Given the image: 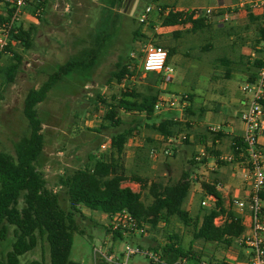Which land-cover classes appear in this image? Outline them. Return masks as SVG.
<instances>
[{"label":"rangeland","instance_id":"rangeland-1","mask_svg":"<svg viewBox=\"0 0 264 264\" xmlns=\"http://www.w3.org/2000/svg\"><path fill=\"white\" fill-rule=\"evenodd\" d=\"M190 3L203 7L216 6L219 0H190ZM149 6L153 8L150 22L142 25L138 20L139 13ZM109 13L114 15L115 10L107 0H49L39 18L31 15L20 22L19 25L24 29H31V46L26 49L19 44L17 51L23 57V62L17 78L12 84L0 86V148L4 152L15 156V144L29 134L28 121L23 114L24 99L28 91L40 87L58 66L89 47L94 34L108 18ZM120 19L113 45L92 77L89 80L74 75L67 77L49 94L48 99L38 106L45 135V149L38 161V169L43 173L49 188L58 193L61 206L67 210L70 202L66 190L59 184L61 176L85 167L90 156H101L102 143L137 124L135 119L141 118V115L121 110L118 114L120 125L112 127L109 122L103 121L105 106L99 110L96 107L101 105L99 96L112 102V95H118L126 90L125 85L127 86L128 82L118 84L115 79H111L112 73L117 70L116 64L122 58L124 64H132L136 68H131V71L136 70V73L135 77H130L132 82H129L127 87L145 91L147 85L157 84L162 91L161 101L177 103L173 109L164 108L157 112L158 115L153 118L154 122L158 123L170 117L169 114L176 116L175 118L181 122L184 120L182 116L186 112L185 107H188L189 103L183 102L181 96L187 94L193 96L194 115L190 117L193 119L191 121H194L192 122L194 128L182 129L176 134L180 140L170 143L168 139L163 141L162 136L147 128L144 122L141 123L140 132H135V136L129 139L126 146L125 165L129 173L138 172L152 181L166 184L177 182L182 172L190 168L192 175H198V181L192 182L194 187H191L189 198L192 195L193 197L192 200L188 198L185 207L195 218L204 209L213 205V202L206 198L202 183L220 182L223 186L229 185L227 180L231 172L229 167H233L231 164H222L220 171H212L209 166L215 165H210L211 158L208 160L206 157L207 163H203L204 158L201 162L196 161L195 158L201 148L207 147L200 144L199 138L197 139L207 130V124L202 121L203 119H199V115L203 114L205 119L207 111H212L216 106L214 100L221 99L223 103L228 104L234 97L233 93L236 96L242 95V83L247 79V76L242 75V68L244 69L247 64L248 55L253 51V43L256 41L254 26L250 30H244L242 28L245 22L235 18L233 22H223L222 25L228 29L236 28L237 34L234 36L217 31L218 26L211 32L204 33L182 30V36L178 37L172 31L164 33L152 0H139L137 11L132 15L121 13ZM153 25L154 29L151 28ZM136 30L149 37H135ZM148 42L159 44L166 50L176 49V53L168 60V65L174 70L172 81L164 82L162 75H155L154 72L148 75L142 73L141 48ZM206 45L210 46V50L203 51ZM224 58L233 62L230 66L233 69L230 79L226 78L227 67L221 62ZM134 60H139V63L136 65ZM6 61L7 55L3 57V62ZM227 87L232 90L230 93H225ZM202 110L204 112H201ZM235 110L232 107L229 111ZM186 133L189 134L188 143L181 139ZM148 138L153 139L155 144L150 146V151L144 150V154L138 158V148L144 146ZM220 145L224 155L230 153L226 142ZM151 149L158 152L156 159L151 157ZM164 149H169L171 154L164 155ZM191 160H194V165L190 163ZM244 169L247 171V168ZM124 186L132 188L135 192L141 191L138 183L126 182ZM234 190L236 189L233 186L220 189L221 193L225 194L226 206L233 210L236 194ZM147 194L148 192L144 191V200L150 203ZM241 198L246 200L243 195ZM203 200L207 201L206 206L202 205ZM81 211L82 214L78 215L76 220L83 234L74 233L71 250V259L76 262L96 264L94 248L102 246L105 241H109V246L114 248L116 255H119L127 244L139 245L144 249L157 248L166 241L168 234L175 233L186 248L192 246L201 260L209 264H240V261L234 259L238 249L235 247L226 249L219 244L196 241L193 239V226L186 227L177 219H172L169 224L161 223L156 229L148 227L147 233H139L113 242L107 236L109 218L106 214L86 207H81ZM221 220L216 219L217 224H220ZM13 240V229L10 227L7 240L0 248V257H4L11 249ZM246 250H249L247 246ZM32 260L49 262V246L46 241H40L36 249L21 257L22 264H28ZM128 264L151 263L144 255L137 254L129 259ZM189 264L199 262L189 260Z\"/></svg>","mask_w":264,"mask_h":264},{"label":"trees","instance_id":"trees-1","mask_svg":"<svg viewBox=\"0 0 264 264\" xmlns=\"http://www.w3.org/2000/svg\"><path fill=\"white\" fill-rule=\"evenodd\" d=\"M159 1L152 0L162 28H182L186 32L193 33L211 32L213 24L210 18L205 16L195 18V10L190 9H171L166 14L167 6L158 4ZM107 2L117 7L118 10H122L125 0H107ZM107 15L108 18L94 34L89 47L68 58L48 76L40 87L32 88L26 94L23 114L28 121L29 134L15 144V156L0 148V248L7 240L10 227L13 229L14 238L11 249L4 257H0V264H22L21 257L36 249L40 241H46L49 246V262L32 260L28 264H83L71 259L73 235L77 232L83 234L76 220L77 216L82 214L81 207L101 211L109 217L127 211L137 220L140 227L146 226L152 229H156L161 223L169 224L172 219H177L186 227L193 226L194 240L219 244L226 249L238 242L248 229L245 219L233 208L226 206L225 197L217 189V182L202 183L206 195L214 196L216 201L214 205L204 209L202 213L193 218L185 207L192 187L190 168L182 172L177 182L169 184L152 181L138 172L129 173L125 165L126 145L129 139L135 136V132H140L141 123L144 122L147 128L162 136L163 141L177 138L176 134L182 129L187 130L194 126L192 122H179L174 118L154 122L153 118L157 116L156 105L161 101L162 91L157 84L147 85L145 91L127 87L129 82H132L131 78L135 77L136 70L131 71L135 65L124 64L122 58L116 64L117 70L112 73L111 79H115L118 84L128 82V85H125L126 90L118 95H112V102L99 96L102 107L101 105L96 107L99 110L103 108V105L105 106L103 121L109 122L112 127L120 125L118 114L121 110L129 114L141 115V118L135 119L137 124L132 128L112 136V144L108 152L98 157L90 156L85 167L61 176L59 184L67 192L70 202L69 209L66 210L61 206L58 193L49 188L47 180L37 165L45 149L44 124L38 106L44 103L49 94L67 77L74 75L83 80H89L92 77L94 71L104 60L108 49L112 47L121 20V13L115 12L114 15L111 13ZM4 20L5 16L0 13V22ZM247 20L248 23L242 29L250 30L254 26L257 37L253 49H256L263 40L261 22L259 18L252 15ZM151 28L154 29L155 26ZM182 30L176 29L173 33L181 37ZM219 31L226 33L227 36L237 34L236 28L233 27L221 28ZM31 35V29L26 30L23 26H19L18 32L12 34L7 61L0 65L1 87L15 82L23 62V57L18 53L17 47L20 44L29 49ZM134 36L149 37L139 30L134 32ZM208 50L210 46L203 47V51ZM167 52L169 60L176 53V49L168 48ZM256 52L259 56L253 60L248 57L244 67L249 73L247 82L256 81L258 71L262 66L261 50H256ZM134 61L136 65L139 63V60ZM221 62L227 67L226 78L230 79L233 72L230 66L233 62L228 58L222 59ZM155 75L162 74L155 73ZM181 97L183 102L190 103L186 110L187 114L193 115V96L187 94ZM206 129L207 134L204 133L197 139L199 138L200 144L207 146L205 148L209 157H219L220 152L215 150L216 143L225 135L222 132L214 133L209 127ZM146 141L144 146L138 148V158L144 154V150L150 151V146L155 144L153 139L148 138ZM209 141L212 145L208 147ZM232 141V152L237 153V148L243 147V139L232 137ZM184 142H189V134ZM204 159L203 163L209 160L206 157ZM190 163L195 164L194 160ZM125 182L138 183L141 191L135 192L130 187H125ZM144 191L148 192L147 197L151 200L150 203L145 202ZM261 200L263 202L262 216H264V191L261 193ZM217 218H222L220 224L215 222ZM106 230L109 232V229L106 228ZM123 239L124 236L120 233L113 235L114 241ZM150 249L161 251L167 260L185 257L190 261H201L199 254L192 246L186 248L175 233L168 234L163 244Z\"/></svg>","mask_w":264,"mask_h":264},{"label":"built area","instance_id":"built-area-1","mask_svg":"<svg viewBox=\"0 0 264 264\" xmlns=\"http://www.w3.org/2000/svg\"><path fill=\"white\" fill-rule=\"evenodd\" d=\"M49 0H0V13L5 16V20L0 22V65L3 64V57L7 55L8 48L11 44V36L18 32L20 22L27 16H40L44 7L47 6ZM153 8L151 6L145 8L139 13V23L146 25L149 23V17ZM243 10L259 18L262 29L261 59L262 66L258 71V77L255 82H246L243 84L241 91L246 96V109L241 113L240 119L244 124L243 147L237 148V153H230L222 156L220 159L227 163L237 162L239 165L247 168V180L249 182V202L239 199L233 200L235 212L243 215L247 210L250 211L249 228L245 234L239 239L240 244L248 247L247 264H264V216H262L263 202L261 193L264 191V0H237L231 7V10L222 14L221 21L224 23L233 22L236 12ZM214 8H205L195 10L194 17L202 16L214 17ZM142 61L140 63L143 74L148 75L151 72L162 74L165 81L173 79V68L168 64L167 50L155 43H145L141 48ZM177 105L175 101H160L156 105V112L162 111L164 108L170 109ZM212 132L221 131L218 126L209 128ZM187 138V133L181 136L182 140ZM180 138H169L168 142H178ZM112 139L100 145V151L108 152L111 148ZM164 155H170L169 149H164ZM152 157H157L156 150L151 151ZM207 157L205 148H201L196 156V161L201 162ZM191 181H198V175L191 176ZM222 186L217 185L220 190ZM209 201H216L211 195L206 197ZM202 205L206 206L207 201L203 200ZM107 225L108 238L113 242V235L120 233L124 237L136 236L139 233H147V227H140L137 220L127 211H122L113 217H109ZM222 219V218H217ZM222 221V220H221ZM217 223L218 221L215 220ZM94 258L96 264H128L129 259L137 254L144 255L151 264H189L188 258H178L170 260L164 258L161 251L154 249H144L142 247L127 244L125 250L121 254L116 255L114 248L109 246V241H105L102 246L94 248ZM199 264H209L205 260H201Z\"/></svg>","mask_w":264,"mask_h":264},{"label":"crops","instance_id":"crops-1","mask_svg":"<svg viewBox=\"0 0 264 264\" xmlns=\"http://www.w3.org/2000/svg\"><path fill=\"white\" fill-rule=\"evenodd\" d=\"M237 2V0H219V4L216 6H206L203 7L201 5H196V4H191L190 0H160L158 4L167 6V10H166V14L169 13V11L171 9H176V10H197V9H205V8H214L215 10H217L215 12L214 17H211L210 20L212 21L213 27L212 30L215 29V27H218L216 30L219 31V29L224 28L222 27L223 22L221 21V17L222 14L225 12L230 11V8ZM138 4H139V0H136L134 3L131 2L129 7H128V3L127 0H125V3L123 5V9L122 10H118L117 7L111 6L115 12L118 13H124V14H128L132 15L133 13H135L137 11L138 8ZM125 11V12H124ZM250 15H248L247 12L243 11V10H239L236 12V17L238 20H242L244 21V26L248 23V17ZM176 29H181L182 28H163L164 33L167 32H174V30ZM158 30V29H157ZM185 30V29H184ZM255 36L257 37L256 32L254 33ZM255 42L253 43L254 46ZM262 44V43H261ZM261 45L257 46L256 49H253V51L248 55L249 58H251V60L256 59L259 54L256 52V50H260ZM242 75L247 76V78L249 77V73H247L245 71V69L242 68ZM163 76V75H162ZM164 82H167L164 80ZM172 81V80H171ZM247 82V81H246ZM245 82V83H246ZM168 83V82H167ZM244 83H242L243 86ZM242 88V87H241ZM230 91H232L229 87H227V90H225V93H230ZM242 95L237 94V96L235 95V93H233V98L232 101L227 103H223L221 99H219V101H215L216 106L214 108H212V111H207L206 113V117L204 119L203 114L199 115V119H203L202 121H205V123L207 124V126H218L221 128V131L225 137L222 140L217 141L216 143V150L220 152L219 157H209V154H207L208 159H210L212 161V164L210 165H215V166H209V169L216 170V171H220L221 169V165L222 164H231L233 165V167H229L231 170L229 176L227 177L229 185H222V183L218 182L217 185L223 186L221 187V189L224 188H230V187H234L236 190L235 191V199H239V200H244L241 198V196L243 195V197L246 198V202H249V182L247 180V171L244 169L245 167H243V165H239L237 162L234 163H227L223 160H221L220 158L222 156H224V154L221 152V148H220V144H222V142H226V147H229L228 150L230 153L232 152L233 146H232V137H239L243 139V135H244V124L242 123L240 116L241 113L246 109V96L243 94V92L241 91ZM195 104V102H194ZM190 106V103H188V107ZM188 107H185V110H187ZM232 107H234L236 110L235 112H230L229 110L232 109ZM174 108V107H173ZM172 108V109H173ZM183 112V111H181ZM201 112H204V110H202ZM194 113V112H193ZM158 115V114H157ZM194 115V114H193ZM170 117H166V118H174L177 121L178 118L176 119V116H173L172 114H169ZM184 120H181V122H194L191 121L193 120L189 114H187V112H184L183 116ZM164 118V119H166ZM163 120V119H162ZM196 124V122H195ZM209 124V125H208ZM197 125V124H196ZM203 134L200 135V137ZM162 139V137H161ZM163 140V139H162ZM226 140V141H225ZM262 142L264 143V139H262ZM128 144V143H127ZM212 142L209 141L208 142V146H211ZM127 146V145H126ZM228 153V154H230ZM263 153H264V147H263ZM227 155V154H225ZM152 157V156H151ZM153 159H156L157 157H152ZM213 161H215L213 163ZM227 172V171H225ZM192 176V175H191ZM126 183V182H125ZM128 187V186H126ZM192 187H194L193 183H192ZM132 189V188H131ZM223 196L225 197V194H223ZM190 197V192L188 195V198ZM193 195L191 196V198H189V200H192ZM188 198H187V202L188 203ZM250 211H246L242 217L245 219L247 226L249 228V223H250ZM248 230V229H247ZM244 244H240L239 242H236L235 244H233L232 247H235L236 249H238L237 251V256L235 259V261H240V264H247L248 261V250H246V246H243ZM245 259V260H244ZM234 261V260H233Z\"/></svg>","mask_w":264,"mask_h":264},{"label":"water","instance_id":"water-1","mask_svg":"<svg viewBox=\"0 0 264 264\" xmlns=\"http://www.w3.org/2000/svg\"><path fill=\"white\" fill-rule=\"evenodd\" d=\"M135 1H136V0H129V2H128V7H129V5H130L131 2L134 3Z\"/></svg>","mask_w":264,"mask_h":264}]
</instances>
